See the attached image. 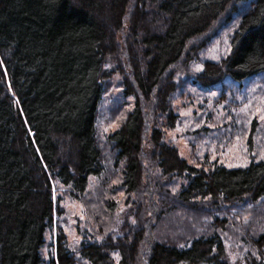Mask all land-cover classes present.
<instances>
[{
  "label": "trees",
  "instance_id": "trees-1",
  "mask_svg": "<svg viewBox=\"0 0 264 264\" xmlns=\"http://www.w3.org/2000/svg\"><path fill=\"white\" fill-rule=\"evenodd\" d=\"M128 3L0 0V264H44L41 249L54 214L51 179L78 198L89 178L104 172L97 110L102 80L110 76L105 65L118 63L113 31L122 25ZM239 3L248 5L231 38V53L204 63L197 77L204 86L226 75L239 82L264 72V0L135 1L128 43L132 84L123 81L134 103L106 139L121 187L135 206L133 222L115 236L97 240L86 234L77 249L86 263L229 264L216 229L168 240L155 236V227L180 206L207 210L221 229L239 226L207 208L264 198V160L198 167L164 139L163 129L174 128L178 119L170 99L174 65L204 46L188 49L220 16L228 11L231 20L239 14ZM147 14L161 21L157 31L143 25ZM255 131L253 122L248 150ZM259 226L242 232L248 264H264V223ZM56 241L58 264H77L62 231ZM49 264H55L53 257Z\"/></svg>",
  "mask_w": 264,
  "mask_h": 264
},
{
  "label": "rangeland",
  "instance_id": "rangeland-1",
  "mask_svg": "<svg viewBox=\"0 0 264 264\" xmlns=\"http://www.w3.org/2000/svg\"><path fill=\"white\" fill-rule=\"evenodd\" d=\"M135 1L129 0L122 25L113 31L118 63L107 61L105 68L110 76L102 80L104 93L97 110L96 134L104 156V172L100 177H90L87 189L78 198L71 194L70 188L51 179L54 214L41 249L44 264H49L52 257L58 264L55 248L59 231L66 235L77 264H88L77 252L86 234L91 233L97 240L108 234L115 236L133 222L131 211L135 206L121 187L120 170L113 164L106 139L119 128L134 103L133 96L124 94L123 81L126 78L132 84L128 43ZM247 5L239 3V14L227 20V11L206 33L190 41L188 49H196L201 43L204 46L194 55H186L172 69L176 87L170 99L178 119L174 128L163 129L164 139L177 148L181 157L198 167L214 161L226 167H238L251 160H264V119H261L264 116V72L239 82L226 75L212 86H204L197 79L205 62H219L231 53V38ZM143 25L157 31L161 21L147 14ZM253 122L256 131L252 135V150H248L247 138ZM175 185L178 189L177 181ZM136 196L141 197V193L132 198L137 199ZM110 201L114 202L112 209L108 207ZM207 209L217 214L219 220L235 219L241 224L221 229L207 210L180 206L177 212L156 221L155 236L177 240L216 229L223 237L229 264H248L242 232L249 227L257 229L264 223V198L254 202L245 197L218 210Z\"/></svg>",
  "mask_w": 264,
  "mask_h": 264
},
{
  "label": "snow or ice",
  "instance_id": "snow-or-ice-1",
  "mask_svg": "<svg viewBox=\"0 0 264 264\" xmlns=\"http://www.w3.org/2000/svg\"><path fill=\"white\" fill-rule=\"evenodd\" d=\"M261 119H264V116H262Z\"/></svg>",
  "mask_w": 264,
  "mask_h": 264
}]
</instances>
